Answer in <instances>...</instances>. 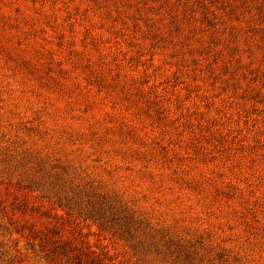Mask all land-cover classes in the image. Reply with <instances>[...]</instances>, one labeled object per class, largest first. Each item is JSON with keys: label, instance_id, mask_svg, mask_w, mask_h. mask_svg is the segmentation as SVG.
<instances>
[{"label": "rangeland", "instance_id": "rangeland-1", "mask_svg": "<svg viewBox=\"0 0 264 264\" xmlns=\"http://www.w3.org/2000/svg\"><path fill=\"white\" fill-rule=\"evenodd\" d=\"M78 262L264 264V0H0V264Z\"/></svg>", "mask_w": 264, "mask_h": 264}, {"label": "trees", "instance_id": "trees-1", "mask_svg": "<svg viewBox=\"0 0 264 264\" xmlns=\"http://www.w3.org/2000/svg\"><path fill=\"white\" fill-rule=\"evenodd\" d=\"M77 257V256H76ZM77 264H80V262H78Z\"/></svg>", "mask_w": 264, "mask_h": 264}]
</instances>
